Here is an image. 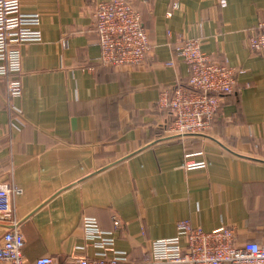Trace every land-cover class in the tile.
<instances>
[{
	"label": "crops",
	"instance_id": "1",
	"mask_svg": "<svg viewBox=\"0 0 264 264\" xmlns=\"http://www.w3.org/2000/svg\"><path fill=\"white\" fill-rule=\"evenodd\" d=\"M20 1L22 12L40 14L42 40L21 46L22 96H10L0 76V181L21 190L11 201L26 262L93 257L86 215L114 231L128 256L120 264H150V242L176 235L184 219L264 244V51L248 44L264 0H132L152 45L133 67L93 59L100 0ZM179 34L240 69L201 135L166 134L172 116L161 92L188 78ZM186 154L206 168L187 169ZM7 227L0 222V243Z\"/></svg>",
	"mask_w": 264,
	"mask_h": 264
},
{
	"label": "built area",
	"instance_id": "2",
	"mask_svg": "<svg viewBox=\"0 0 264 264\" xmlns=\"http://www.w3.org/2000/svg\"><path fill=\"white\" fill-rule=\"evenodd\" d=\"M216 2L227 4V0ZM177 6L178 2H174L173 7ZM92 18L101 50L93 59L112 67H133L147 59L152 50L149 33L132 0H100ZM178 38L175 50L188 65V78L186 83L174 84L173 94L169 89L161 92L160 105L168 108L172 116L166 134L201 135L211 127L222 96L233 91L240 69L213 61L203 51L200 38L182 34ZM40 40V14L22 12L20 0H0V76L6 79L10 96L20 97L23 92L21 46ZM248 44L254 51H264V19L248 36ZM64 45L67 46V40ZM13 108L21 112L18 106ZM192 156L185 155L187 169L206 168L207 161H195ZM20 192L12 183L0 181V222L8 224L0 243V264H119L128 260L125 251L115 248L114 231L101 228L95 216L86 215L82 218V230L86 244L96 249L93 257L62 261L46 255L26 262L24 235L11 201L13 194ZM235 237V229L228 225L208 231L184 219L178 224L176 235L150 242V264H264V244L254 240L237 244Z\"/></svg>",
	"mask_w": 264,
	"mask_h": 264
},
{
	"label": "trees",
	"instance_id": "3",
	"mask_svg": "<svg viewBox=\"0 0 264 264\" xmlns=\"http://www.w3.org/2000/svg\"><path fill=\"white\" fill-rule=\"evenodd\" d=\"M185 83H186V82H185ZM174 89H175V86H173V87L170 89L171 94H173ZM121 263H122V262H121ZM119 264H120V263H119Z\"/></svg>",
	"mask_w": 264,
	"mask_h": 264
}]
</instances>
